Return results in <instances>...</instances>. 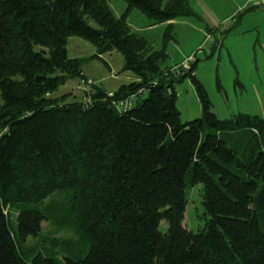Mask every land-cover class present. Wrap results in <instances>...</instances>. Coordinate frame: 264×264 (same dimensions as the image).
I'll return each mask as SVG.
<instances>
[{
  "label": "trees",
  "instance_id": "16d2710c",
  "mask_svg": "<svg viewBox=\"0 0 264 264\" xmlns=\"http://www.w3.org/2000/svg\"><path fill=\"white\" fill-rule=\"evenodd\" d=\"M126 1L116 15L108 0H0V264H264V117H220L195 62L163 67L166 48L128 21L139 7L168 22L166 41L188 0ZM72 35L122 51L136 78L49 95L87 81ZM187 76L202 114L183 122L175 81ZM197 183L206 222L194 231Z\"/></svg>",
  "mask_w": 264,
  "mask_h": 264
},
{
  "label": "rangeland",
  "instance_id": "374dc122",
  "mask_svg": "<svg viewBox=\"0 0 264 264\" xmlns=\"http://www.w3.org/2000/svg\"><path fill=\"white\" fill-rule=\"evenodd\" d=\"M188 1L193 13L172 19L174 38L166 41L164 32L168 22L149 25V17L139 7L131 9L128 21L134 30L151 40L155 49L166 48L168 55L162 61L163 67L177 73L180 66L195 62L194 72L206 87L212 108L220 117H229L238 111L264 117V0ZM108 2L116 15H121L127 6L126 0ZM67 48L70 57L81 59L87 81L81 77L70 78L51 92V96L66 94L69 101L85 99L87 90H93L89 82L112 92L136 78L133 70L124 68L125 56L120 50L97 54L96 45L80 35L70 36ZM175 88L182 121L200 116L202 103L191 77L176 80ZM146 96L144 93L141 97ZM138 98L133 99L134 103ZM202 186L197 183L188 192L185 222L194 231L206 222ZM167 224L166 220L162 221L163 228ZM40 237L30 236L27 245L31 246Z\"/></svg>",
  "mask_w": 264,
  "mask_h": 264
},
{
  "label": "built area",
  "instance_id": "2783aa9c",
  "mask_svg": "<svg viewBox=\"0 0 264 264\" xmlns=\"http://www.w3.org/2000/svg\"><path fill=\"white\" fill-rule=\"evenodd\" d=\"M117 104L120 107H128L131 104V100L126 99V100L118 101Z\"/></svg>",
  "mask_w": 264,
  "mask_h": 264
}]
</instances>
